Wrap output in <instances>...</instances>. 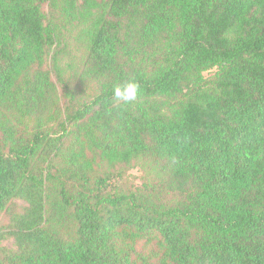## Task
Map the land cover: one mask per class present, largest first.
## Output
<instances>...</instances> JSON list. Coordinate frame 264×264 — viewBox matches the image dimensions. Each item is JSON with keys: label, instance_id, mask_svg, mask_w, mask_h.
Masks as SVG:
<instances>
[{"label": "trees", "instance_id": "16d2710c", "mask_svg": "<svg viewBox=\"0 0 264 264\" xmlns=\"http://www.w3.org/2000/svg\"><path fill=\"white\" fill-rule=\"evenodd\" d=\"M7 238L0 264H264V0H0Z\"/></svg>", "mask_w": 264, "mask_h": 264}, {"label": "clouds", "instance_id": "9594fccd", "mask_svg": "<svg viewBox=\"0 0 264 264\" xmlns=\"http://www.w3.org/2000/svg\"><path fill=\"white\" fill-rule=\"evenodd\" d=\"M112 90L113 96L117 101L129 104L137 100L140 93V85L135 80H129L123 84H114Z\"/></svg>", "mask_w": 264, "mask_h": 264}, {"label": "rangeland", "instance_id": "374dc122", "mask_svg": "<svg viewBox=\"0 0 264 264\" xmlns=\"http://www.w3.org/2000/svg\"><path fill=\"white\" fill-rule=\"evenodd\" d=\"M212 71L213 70H210V71L205 72V75H209ZM130 172L135 176V178H137L138 175H139V171L137 170V168L132 169ZM17 203L19 205H25V202L22 201V200H17ZM0 244L3 245V246H6L8 248H13L14 247L13 239L12 238L4 239V240L1 241Z\"/></svg>", "mask_w": 264, "mask_h": 264}]
</instances>
